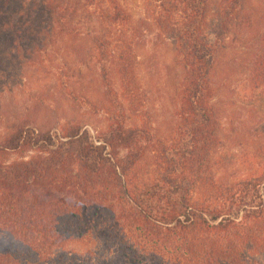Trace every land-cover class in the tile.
Here are the masks:
<instances>
[{
	"label": "trees",
	"instance_id": "1",
	"mask_svg": "<svg viewBox=\"0 0 264 264\" xmlns=\"http://www.w3.org/2000/svg\"><path fill=\"white\" fill-rule=\"evenodd\" d=\"M250 1L140 0L136 16L128 0H0V45L91 43L104 88L92 103L107 119L97 135L79 123L45 132L25 123L0 140V264H264V171L217 176L225 126L215 68L229 35L253 27ZM160 39L174 43L182 70L166 141L138 108L137 52ZM252 61L255 93L264 33ZM148 155L155 169L145 181Z\"/></svg>",
	"mask_w": 264,
	"mask_h": 264
},
{
	"label": "rangeland",
	"instance_id": "2",
	"mask_svg": "<svg viewBox=\"0 0 264 264\" xmlns=\"http://www.w3.org/2000/svg\"><path fill=\"white\" fill-rule=\"evenodd\" d=\"M128 1L135 15L140 16V0ZM246 10H255L253 27L248 31L243 23L229 35L214 75L216 103L225 126L218 154L223 162L217 176L224 182L264 171V88L253 93L249 82V68L264 33V6L252 0ZM72 40L29 37L22 40L27 49L17 51L0 45V140L25 123L40 132L57 131L69 123L83 124L94 135L106 130V116L93 104L102 101L104 88L91 43L76 40L71 46ZM137 53L146 95L138 108L152 124L158 141H166L176 127L182 78L175 45L165 39L149 41ZM68 88L91 102L85 98L74 100L66 93ZM19 157L11 155L12 159ZM154 161L153 155L143 160V180L153 178Z\"/></svg>",
	"mask_w": 264,
	"mask_h": 264
}]
</instances>
